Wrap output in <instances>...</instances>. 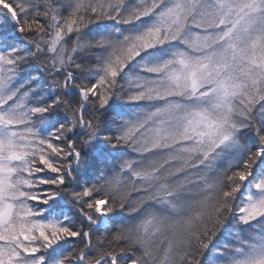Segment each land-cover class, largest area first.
Returning <instances> with one entry per match:
<instances>
[{
	"label": "snow or ice",
	"instance_id": "obj_1",
	"mask_svg": "<svg viewBox=\"0 0 264 264\" xmlns=\"http://www.w3.org/2000/svg\"><path fill=\"white\" fill-rule=\"evenodd\" d=\"M0 264H264V0H0Z\"/></svg>",
	"mask_w": 264,
	"mask_h": 264
}]
</instances>
